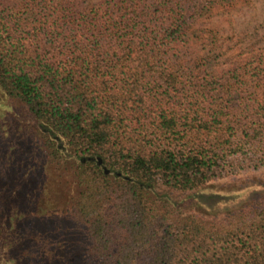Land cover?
I'll use <instances>...</instances> for the list:
<instances>
[{"label":"trees","instance_id":"16d2710c","mask_svg":"<svg viewBox=\"0 0 264 264\" xmlns=\"http://www.w3.org/2000/svg\"><path fill=\"white\" fill-rule=\"evenodd\" d=\"M246 1L0 0V92L70 183L60 228L0 188V264H264V199L203 205L264 169V48L213 72L191 45Z\"/></svg>","mask_w":264,"mask_h":264},{"label":"rangeland","instance_id":"374dc122","mask_svg":"<svg viewBox=\"0 0 264 264\" xmlns=\"http://www.w3.org/2000/svg\"><path fill=\"white\" fill-rule=\"evenodd\" d=\"M191 45L213 72L228 67L238 56L264 48V0L214 10L195 31ZM38 135L36 123L0 92V188L12 190L17 204L27 201L38 224L60 228L64 220L58 214L70 183H64L60 170L42 163L46 155ZM207 192L220 196L203 204L214 211L259 202L264 199V169L220 181ZM67 239L73 241L71 236Z\"/></svg>","mask_w":264,"mask_h":264}]
</instances>
